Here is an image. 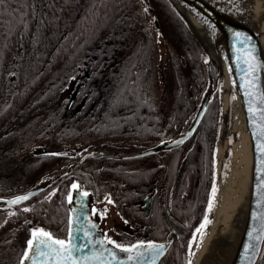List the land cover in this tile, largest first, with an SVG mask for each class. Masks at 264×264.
I'll list each match as a JSON object with an SVG mask.
<instances>
[{
	"label": "trees",
	"instance_id": "trees-1",
	"mask_svg": "<svg viewBox=\"0 0 264 264\" xmlns=\"http://www.w3.org/2000/svg\"><path fill=\"white\" fill-rule=\"evenodd\" d=\"M156 11L162 15L163 24L170 27L169 32L162 29ZM151 23L158 24L157 30H152ZM171 39L175 48L168 46ZM110 41L114 43L109 44ZM160 43L165 47L166 71L164 80L159 82L164 83L170 74L175 89L165 118L151 92L162 68ZM111 55L121 56L119 69L110 73L105 70V78L95 82L101 76L100 65L103 67L105 58ZM86 58L92 59L89 64L93 67L99 66L90 71L83 93L88 104L102 97L98 104L102 116L97 112L82 118L84 125L72 124L76 131L71 139L88 136V124L107 133L127 127L134 139L144 140L150 131H161L164 136L162 120L166 136L178 134L180 128L189 124L203 95L200 47L167 0H5L0 5V125L5 122L4 158L13 159L16 153L20 154L21 142L29 140L32 125L27 119L31 113L40 106L63 104L65 83L78 73V66ZM219 117L217 91L192 138L182 148L168 153V169L161 177L165 190L156 195L153 213L150 217L137 213L143 216L146 231L156 237L164 236L171 226L178 230L159 264H187L189 260V243L202 221L214 181ZM150 171L152 174L143 168L121 169L117 176L144 190V183L154 179L155 172ZM125 196L127 191L119 197ZM60 200V192L51 200L38 199L31 207L33 211L18 212L13 219L24 221L23 233L36 223L47 230L61 227L68 212ZM8 233L14 234V230ZM258 264H264V259Z\"/></svg>",
	"mask_w": 264,
	"mask_h": 264
},
{
	"label": "flooded vegetation",
	"instance_id": "flooded-vegetation-1",
	"mask_svg": "<svg viewBox=\"0 0 264 264\" xmlns=\"http://www.w3.org/2000/svg\"><path fill=\"white\" fill-rule=\"evenodd\" d=\"M156 12L159 16L158 22L162 23V29H164V32H169L168 30L170 27L167 28V26L163 24L161 19L162 15L159 14L158 11ZM147 13H149V11H147ZM169 21L171 22L170 19ZM65 26L64 23V28H66ZM149 26L152 27L153 29H151L154 31L158 28L157 23H151ZM113 43V41L109 42V44ZM168 46H171V48L176 47L173 40L171 43L168 42ZM124 58H127V56ZM121 59V56L118 57L115 55L106 57L105 65L103 67L100 65L101 76L100 78H95L94 81L96 82L105 78V70H108L110 73L111 71L119 69L117 63ZM91 60V58L88 60L87 58L84 59L83 64L78 66V73L73 77H69L66 81L63 89V104L61 102L60 105L52 103L45 107L40 106L36 113L34 112L36 120L39 113L49 111V109L53 107L52 114H50L51 118L49 117V119H46L44 125L37 128L33 120H28L33 113L28 116L27 123L32 125V128L29 130V134L31 135L29 140L21 142L19 148L21 149L20 155L24 160L27 162L30 161V165L33 167L31 172H22L23 175L18 172L17 174L19 176L8 173L5 174L4 168L6 167L3 161L6 158L2 156L6 147L5 122L0 125V133H2L0 135V196H10L25 192L44 179L50 180V184L35 195V200L33 201L35 202L38 199L42 201L43 198L45 199V197L53 191H55L56 194L60 192L61 200L59 202L63 203L62 205L68 212L66 221L61 227L49 229L48 231L59 238H64L66 236L69 209L73 206L67 204L64 198L69 186L73 182H77L82 186L84 191L90 193V211L92 208L97 210L108 209V214L105 219L101 220L98 215L92 217V219L97 220L98 226L101 227V230H99L103 234L107 233L113 240L124 245H129L138 241L165 240H170L171 245L174 240V235L178 234V230L171 226L167 229L164 236L156 237V235L146 231L147 224L143 220V216H151L156 206V195L165 190V184L161 183V177L166 175L168 169V153L174 151V149L182 148L192 136L181 145L159 148L156 151L143 155H139V153L152 148L162 140L177 137L187 128L185 127V129L182 127L179 129L180 132L178 134L166 136L165 132H167V129L165 128V121L162 120L161 127H163L162 133L164 136H161V131H150L149 135L144 138V140H141L140 138L134 139L127 127L122 130H112L111 133H107L106 131L100 132L94 125L88 124L89 128L85 130V132L89 134L88 136L71 139L72 132L75 133L76 131V129L72 128V124L80 123V125H84L85 121H82V118L86 119L90 115H97L99 108L98 104L102 99V97L99 96L98 99L88 104L87 95L83 93L86 79H90L91 77L90 71L93 68L97 69L99 66L93 67L92 64H89ZM165 79L162 85L158 83L157 88L153 84L154 95L160 106L159 112L164 115V118L168 114V108L170 109L175 91L171 75L168 74ZM71 100L73 104L67 109ZM98 116H102V111L98 112ZM97 122H99V120H96V124ZM82 128L85 129V126ZM93 132L96 135H91ZM52 153H66V155H51ZM142 168L149 171L150 174H152L150 170H154L155 172L154 179L150 183H144V190H140L137 185L126 184L125 181L119 179L117 176V173H119L121 169L132 171ZM124 191H127V196L120 199L121 193ZM53 197L54 196H52L51 199H53ZM105 197H110L114 201V204H107ZM148 197L149 202L146 199ZM162 203H165L164 197ZM167 211H169V209H167ZM137 213H142L143 216H138ZM2 214L3 213L0 212V217H2ZM125 221H127V223H125ZM30 230L26 232L25 239L29 238Z\"/></svg>",
	"mask_w": 264,
	"mask_h": 264
},
{
	"label": "snow or ice",
	"instance_id": "snow-or-ice-1",
	"mask_svg": "<svg viewBox=\"0 0 264 264\" xmlns=\"http://www.w3.org/2000/svg\"><path fill=\"white\" fill-rule=\"evenodd\" d=\"M4 2L5 0H0V5H3ZM231 2H235V0H231ZM198 18L201 19L203 24L207 25L209 23L206 18L199 15ZM233 35L235 41L233 45L235 50L234 63L238 69L239 87L245 96L249 127L252 129V137L256 141V151L259 153L255 169L257 183H255L253 190L255 207L250 217L253 226L247 233V243L243 247L242 255L244 264H256L258 258L264 259V251L261 248V245H264V88L261 87L259 76L261 69L264 68V62L258 60L254 48L249 44V37L241 38L239 32ZM205 62H208L207 59ZM232 71L233 69L230 66L229 72ZM235 83L234 80L233 84L235 85ZM231 99L235 100L236 96L233 95ZM183 142L182 139L173 141L176 145ZM51 155H66V153H52ZM217 192L218 188L213 181L202 221L195 229L189 243V250L192 255L195 254L191 252L192 245L195 244L199 247L202 244L203 238L207 235L206 230L212 223L209 217L215 208ZM34 194L29 193L19 196L7 203L9 206L19 205L29 200ZM55 195L56 192L53 191L45 199L49 200ZM89 195L90 193L84 191L79 183L73 182L64 198L67 204L74 205L69 209L66 236L59 238L43 228L31 229L19 264H26L28 261L31 264H112V261H116L117 264H157L158 258L164 254V244L138 241L124 245L113 240L107 233L103 234L102 239L93 238L98 225L90 217L98 215L103 220L107 217L108 209L97 210L92 208L87 213L78 212L76 206L81 210L88 207L87 198ZM105 201L107 204H114L110 197H105ZM22 210L24 212L33 211L32 208L28 207ZM15 214V212L9 213V215ZM84 221H87V223H84ZM88 248L93 250L91 254L81 255ZM114 249L126 253V257L118 259L116 252L113 251ZM187 264H191V259L187 261Z\"/></svg>",
	"mask_w": 264,
	"mask_h": 264
},
{
	"label": "bare ground",
	"instance_id": "bare-ground-1",
	"mask_svg": "<svg viewBox=\"0 0 264 264\" xmlns=\"http://www.w3.org/2000/svg\"><path fill=\"white\" fill-rule=\"evenodd\" d=\"M173 1L190 19L206 48L213 57L217 58L223 68L221 104L224 113L230 112L233 122L228 170L223 175L218 171L216 183L218 192L215 208L209 217L212 223L206 230L207 235L203 238L202 244L199 247L194 245L192 253L195 254L191 256V264H228L240 234L247 200L251 137L236 83L233 84L234 78L229 72V63L224 47L215 36V30L208 24L201 23V19L191 9L177 0ZM231 3L241 11L252 28L258 33L264 45V0H235ZM233 95L236 96L235 100L231 99ZM19 156L24 163L22 166L21 164H10L9 167L11 168L8 174L19 176L18 172L23 175L22 172L29 173L32 171L33 167L30 165V161H25L20 154L16 153L13 160ZM6 173L7 170H5ZM22 232L20 231V233ZM17 235L16 237L24 239L23 235Z\"/></svg>",
	"mask_w": 264,
	"mask_h": 264
},
{
	"label": "water",
	"instance_id": "water-1",
	"mask_svg": "<svg viewBox=\"0 0 264 264\" xmlns=\"http://www.w3.org/2000/svg\"><path fill=\"white\" fill-rule=\"evenodd\" d=\"M169 4L174 9L175 13L180 17V19L183 21L193 38L198 43L200 50H201V60L204 65V79H205V86L203 90V95L200 100V103L194 108L195 116L188 127V129L183 132L182 134L178 135L175 138L162 140L152 148L139 153V155L147 154L149 152H153L158 150L159 148H169L178 146L173 141L177 140H183L186 142L197 130L200 122L202 121L206 110L209 106V103L211 99L213 98L214 94L220 87V82L223 80V68L217 58L213 57L210 53V51L206 48V46L203 43L202 38L197 33L195 28L193 27L190 19L187 17V15L180 9V7L173 1V0H167ZM189 9L196 15H199L200 17L206 18L208 20V25L212 27L215 30V36L221 44L224 47L229 67L231 66L233 71L232 76L234 80L236 81V86L242 101L244 115H245V121L249 129L250 137H251V157H250V176L248 181V192H247V200L244 208V214L242 219V224L240 228V234L234 249V252L232 254V257L228 264H244L242 260L243 255V247L247 243V233L250 231L251 227L253 226V222L251 221V213L254 210L255 207V197L253 195L254 185L257 183L255 176H256V166H257V157L259 156V153L256 151V141L252 137V129L249 127V120H248V114L246 112V104H245V96L242 93V90L239 87V75H238V69L236 68V64L234 63L235 60V50L233 48L234 45V33L239 32L241 33V38L249 37L250 41L249 44L251 47L255 50V55L257 56L258 60L261 62H264V45L261 41L260 36L258 33L252 28L248 20L243 16L241 11L236 8L230 0H177ZM160 42V41H159ZM158 53L161 57V67L158 70L157 78L158 81L161 82V80H164V73L166 71V53H165V47L162 43L158 44ZM239 47V45H237ZM210 57V59H208ZM207 59V63L205 60ZM216 68V70H215ZM164 75V76H163ZM260 84L261 87L264 88V68L261 69L260 73ZM73 104V101L71 100L67 106V109L70 108V106ZM183 142V143H184ZM182 143V144H183ZM181 145V144H179ZM226 144L224 145L222 152L225 150ZM218 175L215 171V184L217 183ZM50 184V180L44 179L40 183H37L35 186L30 188L29 190L18 193L12 196H0V207H16L9 206L8 201H11L19 196L27 195L29 193H35L30 197V199L40 193L42 190H44L48 185ZM149 202V197L146 198ZM90 197L87 198V204L88 207L81 210L77 207L78 212H84L87 213L90 211L89 206ZM25 202V201H24ZM74 207L71 206L70 209ZM116 209V208H115ZM117 210V209H116ZM118 211V210H117ZM92 219V217H90ZM97 225V220L92 219ZM84 223H87V221H84ZM101 227L98 226V228L95 231L94 239H102L103 233L100 231ZM157 244H164L165 250L164 254L167 252L169 248L170 240L165 241H152ZM111 247V246H108ZM263 245H261V248ZM93 250L91 248L85 249L84 252L81 253V255H90ZM116 252V255L118 259H124L126 257V253L119 252L118 250H113ZM160 256L157 260V264L160 262L161 258L164 256ZM107 255V253H105ZM259 259V258H258ZM256 260V264L257 261ZM26 264H31L30 261L26 262ZM112 264H117L116 261H112Z\"/></svg>",
	"mask_w": 264,
	"mask_h": 264
},
{
	"label": "rangeland",
	"instance_id": "rangeland-1",
	"mask_svg": "<svg viewBox=\"0 0 264 264\" xmlns=\"http://www.w3.org/2000/svg\"><path fill=\"white\" fill-rule=\"evenodd\" d=\"M210 59V57H208ZM222 83L220 84L219 89V99H220V117L218 121V127H217V139H216V149H215V170L217 175L219 174L218 171H220V174L223 175L228 170V163H229V157L231 154V140L233 137V122L230 112L224 113L222 109L221 104V90H222ZM53 107L49 109V111H44L43 113H39L38 117H36L35 120V114L33 113L28 120H33L36 127H41L46 122V119L51 118L50 114H52ZM168 112H170V109L168 108ZM34 125V127H35ZM226 144L225 150L222 152V149L224 145ZM4 170H7V173L10 172V164H22L23 159L19 156L13 159H5L3 161ZM227 165V167H225ZM10 213V212H9ZM8 213V214H9ZM11 215L4 219H0V264H19V261L21 259V254L25 250L26 247V241L20 237H16L21 229H24L25 226L23 225V222L16 221V219H13V217L7 222V219H9ZM27 221L26 219H24ZM31 223V220H28ZM5 222V223H4ZM36 225H39L36 223ZM13 231L14 234L8 233V231ZM14 235V237H13ZM18 236V235H17ZM13 237V238H12ZM25 237V235H24ZM10 238V239H9ZM192 240V239H191ZM195 244L191 247V252H193V247ZM192 254L190 253V250H188V257L191 259Z\"/></svg>",
	"mask_w": 264,
	"mask_h": 264
}]
</instances>
